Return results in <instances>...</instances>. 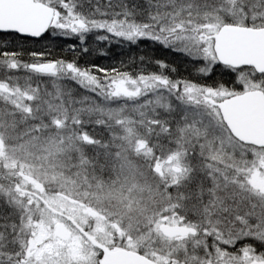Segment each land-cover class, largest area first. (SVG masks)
Returning a JSON list of instances; mask_svg holds the SVG:
<instances>
[{"label": "rangeland", "instance_id": "374dc122", "mask_svg": "<svg viewBox=\"0 0 264 264\" xmlns=\"http://www.w3.org/2000/svg\"><path fill=\"white\" fill-rule=\"evenodd\" d=\"M40 1L56 7L54 31L59 35L80 40L96 35L100 42L125 45L148 39L201 62L203 74L218 64L213 36L223 26L264 28V0ZM6 66L13 65L0 62V69ZM39 72L52 85L47 87L32 75L34 88L0 83V171L22 190L36 193L55 210H64L76 223L89 227L102 243L134 253L145 250L151 258L164 254L158 259L165 264L182 255L188 246L161 233L162 215L156 213L153 196L159 193L161 173L187 175L194 155L195 163L211 169L213 176L222 171L264 176L260 151L245 148L243 163H232L243 149L219 109L206 101L227 98L230 93L225 90L186 83L172 87L152 78L116 77L100 84L71 67ZM237 73L243 92L264 89V81L252 70ZM50 113L47 126L39 122L34 127L35 118ZM155 134H160L157 142ZM5 183L0 202L18 214L23 236L36 232L25 251L29 262L97 263L98 252L83 246L77 232L71 241L56 237L54 231L63 222L38 199ZM148 214L153 216L141 226L139 221ZM159 240L164 244L157 251ZM201 240L195 244L197 250Z\"/></svg>", "mask_w": 264, "mask_h": 264}, {"label": "flooded vegetation", "instance_id": "af4514ba", "mask_svg": "<svg viewBox=\"0 0 264 264\" xmlns=\"http://www.w3.org/2000/svg\"><path fill=\"white\" fill-rule=\"evenodd\" d=\"M260 91L264 93V89ZM236 95L238 94H229L227 98L220 101L206 98V101L211 99L215 103H221ZM210 104L215 106L213 103ZM236 141L243 150L234 155L235 163L232 162L233 164L243 163L245 148L260 151V155H264V149ZM149 147L151 146L147 149H150ZM252 159V156L247 157V160ZM196 160L197 157L192 156V162L187 165L189 171L187 175L174 178L161 173V178H157L159 193L153 197L156 198L154 206L158 207L156 213L162 215L160 231L164 236L172 238L176 244L186 242L188 246L182 255H174L171 263L166 264H211L212 262L264 264V176L253 175L248 179L243 174H230L225 171H222L221 175L213 176L211 169L199 167L195 163ZM5 182L14 186L17 192L35 197L45 206L42 202L43 198L36 193L22 190L16 181H8L2 171H0L1 199L4 198L2 190ZM1 209L3 212V208ZM45 209L63 222L59 224L57 231H54L55 236L71 241L73 233L77 232L84 242L83 246L91 247L98 252L96 264H102L105 258L103 252L94 247L89 239H95L113 253L126 250L116 244L102 243L92 234L89 227L84 228L76 223L64 210H55L52 207ZM10 211L16 214L15 210ZM166 214L173 217L165 218ZM31 236L36 237V232L24 235L25 244L20 250L15 248L14 255H1L0 264H24L23 261H26L25 264H33L28 261L31 256L25 255L27 248L32 246L29 240ZM200 238L202 248L197 250L195 244ZM156 244L158 251L164 243L159 240ZM3 251L11 250L3 249ZM145 252L144 250L138 253L156 264H165L158 259L165 256L164 254L151 258Z\"/></svg>", "mask_w": 264, "mask_h": 264}, {"label": "trees", "instance_id": "16d2710c", "mask_svg": "<svg viewBox=\"0 0 264 264\" xmlns=\"http://www.w3.org/2000/svg\"><path fill=\"white\" fill-rule=\"evenodd\" d=\"M131 1L139 2L140 0ZM201 1L216 2V0ZM246 27L251 28L253 25L247 24ZM0 62L13 65L0 69V83L13 86L18 82L21 87L28 88L37 86L31 82V75L35 80L45 82L47 87L52 85L48 83V77L41 75L44 73L33 69V67L52 66L53 68L62 67L66 71L68 67H71L86 72L100 84L107 83L116 77L152 78L163 79L172 87L175 84L182 86L186 83L206 90H225L230 94L243 92L237 71L217 64L209 74H203L201 62L148 39L133 45L115 41L100 42L96 35H89L84 40H80L71 36L59 35L54 28L39 40L24 39L14 34H0ZM256 75L264 81V75L257 73ZM43 108V113H46L47 109L44 106ZM52 115L50 113L48 117L35 118L34 127L39 122L47 126L52 120L50 119ZM153 136L156 137L155 142H157L160 134ZM170 150H166V153L169 154ZM152 216L153 214L144 215L143 222L139 221L141 226L144 223L147 225L148 218ZM22 229L24 225L21 219L19 220L18 214H12L9 205L4 201L0 202V256L14 255L15 248L22 249L25 244L22 242L24 238L21 234ZM3 249L11 251L4 252Z\"/></svg>", "mask_w": 264, "mask_h": 264}, {"label": "water", "instance_id": "95a60500", "mask_svg": "<svg viewBox=\"0 0 264 264\" xmlns=\"http://www.w3.org/2000/svg\"><path fill=\"white\" fill-rule=\"evenodd\" d=\"M55 21V10L37 0H0V34H14L24 39L39 40ZM218 64L233 70L252 68L264 75V28L252 29L226 25L213 36ZM50 67L36 68L38 71ZM218 107L224 124L239 142L264 149V93L250 91L231 97ZM45 207L51 208L42 199ZM104 255L102 264H156L130 250L110 251L95 239H89Z\"/></svg>", "mask_w": 264, "mask_h": 264}]
</instances>
